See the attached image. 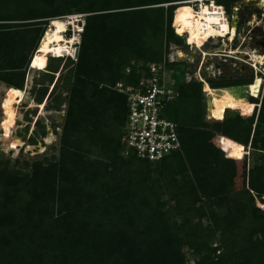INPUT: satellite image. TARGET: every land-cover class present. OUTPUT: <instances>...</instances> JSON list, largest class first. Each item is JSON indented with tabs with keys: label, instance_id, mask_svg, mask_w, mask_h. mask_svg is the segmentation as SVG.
<instances>
[{
	"label": "trees",
	"instance_id": "1",
	"mask_svg": "<svg viewBox=\"0 0 264 264\" xmlns=\"http://www.w3.org/2000/svg\"><path fill=\"white\" fill-rule=\"evenodd\" d=\"M37 1L0 0V22L13 20L3 13L11 3L19 21L47 17V24L61 18L59 5L53 12L47 11L57 0H46L47 5ZM182 1L58 2L61 6L67 2L73 8L80 6L79 12L88 13L67 101L61 154L57 162H36L29 173L21 175L0 168V264H184L183 248L198 257L196 264H264V93L256 117L242 118L236 111L228 114L232 112L229 110L249 114L255 102L227 104L221 122L209 124L199 120L198 112L195 116L191 113L197 111L195 101L201 95V83L182 81L178 98L164 112L177 124L180 150L155 163L129 154L137 164L125 162L130 173L125 179L108 172L104 164L95 170L80 166V156L64 153L65 146L74 147L77 138L81 142L76 147L86 150L88 141L102 140L108 133L114 135V147L108 146L113 153L123 148L125 97L100 85L115 86L123 79L119 65L111 59L123 62L127 53L144 57L142 37L148 27L163 31L164 26L166 45H182V38L172 27L173 11L180 4L190 6ZM172 2L181 3L151 7ZM16 37L15 33H0V83L23 89V56L18 59L14 46H21L25 39ZM158 57L159 52L149 61ZM54 74L43 73L50 79ZM139 78V73L131 71L125 84L136 85ZM208 83L212 88L224 87L217 81ZM37 93L44 98L46 87ZM99 116L111 118L115 126L120 124V130L115 128V133L105 124L98 126ZM88 121L92 128L86 125ZM67 136L73 138L71 143ZM234 144L249 146L254 162L251 167L247 160L225 157ZM156 164L165 169L162 175L170 173L169 179L161 174L158 178L151 176L154 170L149 167ZM176 176H180L179 181ZM165 194L170 195L172 206L165 205ZM197 199L201 205L195 208ZM195 214H207L210 223L193 224ZM216 235L218 245L210 249L209 241ZM210 250L218 255L207 259L205 253Z\"/></svg>",
	"mask_w": 264,
	"mask_h": 264
},
{
	"label": "rangeland",
	"instance_id": "2",
	"mask_svg": "<svg viewBox=\"0 0 264 264\" xmlns=\"http://www.w3.org/2000/svg\"><path fill=\"white\" fill-rule=\"evenodd\" d=\"M59 1L60 0H57V2L53 4L54 6L47 11L53 12L54 7L56 8L57 5L60 6L58 7V11L60 14H62L61 18L54 19L52 21L64 19L66 22L70 23V26H67V32L63 33L62 35L64 39L67 40V38L69 39L75 35L74 31L77 22L74 21V18L72 17L81 16L82 20L85 21L88 13L79 12L78 10L80 9V6L73 8L71 7V4H68L69 2H67L66 6H61L62 4L61 2L58 3ZM192 1L193 0H184L182 2L186 3ZM206 1L208 2L210 0ZM244 1L252 0H215L217 4L224 7L226 16L227 18L229 17L231 21L234 19L233 12H236L238 17L239 10H241L244 17L241 19V22L239 17L238 19L235 17V22H237L235 28L236 31L234 34L232 33L230 37L225 39L211 40L205 44L204 47L200 48L203 52L212 53L213 55L211 56L204 57L199 50H196L195 54H192V50L194 48L196 49V47L190 45L191 48H184L182 45L189 43L185 37H181L182 40L180 43L182 45L172 42L166 45V31L164 26H162L163 31L160 29L154 30L148 27L144 30L142 37V40L145 44V51L142 52L145 54L144 57L140 56L137 58L136 54L127 53L125 54L126 59H122L123 62H120L121 59H111L114 64L119 65L118 70L123 77V79L118 83H121L123 86H125V83H127L125 82V77L131 71L142 75V73L146 74V72L149 71L147 66L148 64L161 65L163 71L167 73L165 76V81L166 84L170 85L172 88L174 93L173 101H175L179 95L177 90L178 86L182 81L187 83L189 80V77H187L185 74L187 70H197L199 64L203 63L201 70L205 72L206 69H209L213 63L222 62L225 60V65L222 67L223 76L221 77L223 78H220L219 81H215L224 87L235 86L234 83H236V85H244V83L251 82L249 85V90L250 95L254 100H252L250 97L248 101L255 102V105L252 107V110L249 114H243L237 110H229L232 112H229L228 114L232 116L235 114L233 111H236L242 118L250 117L253 114L256 117L264 93V78L262 80L258 75L254 76L253 71L251 70L252 68L250 69L248 65L239 60L243 59V57L241 54H236V51L238 49L243 51V49L248 48L249 50L254 51L259 57V62H262V59H264V57L261 58V54L264 49L261 51L258 47H255V38L261 41L263 39L262 37H264V7L255 5V2L244 3ZM37 3L44 5L46 4V0H38ZM178 3L181 2L164 3L151 7L165 8ZM68 9H71V12H65V10ZM14 10V4L11 3L3 12L12 16L13 20L0 22V27L2 26L0 28V33H15L17 36L16 39L18 38V35L22 36V38L24 37V44L21 46L16 44L14 46V50L18 54V59L20 55L21 57L23 56L21 60L24 62V81H27V77L29 76L30 84H28L26 97L24 98L25 94L23 89H8L9 86H7L5 83H0V168L4 167L8 171L17 172V174L21 175L22 173H29L31 171L32 165L36 162H42L43 165H46L47 163L57 162L58 158L60 157L67 101L71 87L73 86L74 78L76 77L75 73L78 60L77 58L84 28L83 32L78 36L79 40L74 43L73 54L71 57L64 56L58 58V56L55 59L59 60H50L54 57L49 55L47 56V60L50 58L49 63L43 71L29 70L27 60L31 55L34 54V48L36 46L38 37L45 31V29H47V26L51 27L52 21H49V23L46 24V22L50 20L47 17L37 20L19 21L16 18V13H14ZM0 14H2L1 10ZM4 18H6V16ZM3 27H5V29ZM42 36L43 34L39 38L38 42L41 41ZM38 45L39 43L37 44L36 49ZM177 50H181L184 53V57L180 58L177 55ZM157 52L160 53V57H158L156 61L150 62V56H154ZM204 55H206V53ZM235 69H237V71H235ZM44 72H55V74L52 76V79H50L48 76L43 75ZM117 84L113 86L106 83L101 84L100 86L115 90V88H117ZM32 87L34 88L31 91ZM41 87H46L47 89V93L44 98H41L37 93V90L41 89ZM203 89V84H201V95L196 99L197 101H195L197 105L195 106L197 111L191 110V113L193 112L192 115L195 116V113L198 112L200 115L199 120L209 124L221 122L220 120H222L224 117L227 103H223L220 100L214 99L211 109V115L213 119H209L207 114L208 96L204 93ZM48 95L49 98H47ZM29 102H33L34 106H32V108H29L31 104ZM39 103L45 104L42 111L37 107ZM99 117L100 118L97 123L98 126L105 124V127H108L109 131H114L115 133V128L120 130V124L115 126L114 121L110 120L111 118L109 119V117H106V119H101L102 116ZM14 121L16 124L13 127ZM90 123L91 122L88 121L86 122V125L92 128ZM109 131H107V133ZM11 132L13 133L10 136ZM42 132H44L43 135L41 134ZM113 136V134L108 133V135H106L105 138H102V140L95 138L94 141H88L86 150L76 147V145L80 144L81 142V139L79 140L77 138V143L74 145V147H72L70 144L65 146L64 153L66 154L68 151L69 153L74 154V156H80V166L85 165V167L95 170V168L104 164L108 167L107 171H111L114 176L123 179L128 178L130 173L128 172L125 162L130 161L134 164H137V160L132 158L129 155L130 153H126L124 148H118L116 149V154L113 153L114 149L110 148L114 147L113 140H111L114 138ZM14 138H18L19 141L14 143ZM65 138H68L69 143H71L73 139L71 136H67ZM110 142L112 143L111 145ZM104 149L109 150L110 153L104 154ZM249 150V146L243 147L239 144H234L227 153L225 152V157L238 159L240 161L247 160L249 167H251L254 162L250 158ZM259 153L263 152L260 151ZM71 156L72 158H75L73 155ZM149 168L154 170V172L151 173L153 178H158L159 175H162L165 170L162 166H159V164L150 165ZM162 176H165L169 179L170 173L168 174L165 172V174ZM179 177L180 176H176L177 181H179ZM119 182L121 181L119 180ZM174 185L178 189L182 190L181 184L176 183ZM189 188L190 187H188V189ZM169 197L170 195L168 194H165L162 197L163 200L167 201L165 203L167 207L173 205V202L169 199ZM192 199L196 198L192 197ZM192 199L190 198V200ZM196 201L197 202L194 206L195 208L201 205L198 199ZM262 208H264V204L262 205ZM208 218L209 217L207 214L206 216H198V214H195L192 217V223H200L204 226L210 223ZM177 219L178 218L176 217L175 220ZM216 234L218 233L216 232ZM209 244L210 249H214V247L218 245V236L216 235L215 239H211ZM183 255L184 264H196L198 261V257L190 254V251L186 248H183ZM205 255L207 259H212V257L218 255V253L216 252V254H213V252L210 250L205 253Z\"/></svg>",
	"mask_w": 264,
	"mask_h": 264
},
{
	"label": "built area",
	"instance_id": "3",
	"mask_svg": "<svg viewBox=\"0 0 264 264\" xmlns=\"http://www.w3.org/2000/svg\"><path fill=\"white\" fill-rule=\"evenodd\" d=\"M211 1L217 4L215 0H210L208 2L206 0H193L188 3L195 11H198L203 5L210 4ZM220 7L224 9L223 6ZM72 18L77 22L74 33L79 36L83 32L85 21L82 20L81 16H73ZM227 21L226 33L222 36L216 35L206 39L201 47H204V45L211 40L225 39L230 37L232 33L234 34L236 30L231 26V19L229 17ZM214 27L218 28L216 25H214ZM173 28L176 34V28L174 26ZM184 35H186V33H184ZM187 44L192 45L189 43ZM197 50H199L202 55L204 54L200 47H198ZM211 55L213 54L211 53ZM261 55V58L264 57V50ZM239 60L248 65L250 69L252 68L251 70L254 76L258 75L263 80L264 59H262V62L253 63L243 56V59ZM224 63L225 60L213 63L205 72L201 70L203 63H200L197 70H187L185 72L186 76L189 77L188 82L197 81L203 85L205 83L209 85L208 81H215L223 76L222 67L225 65ZM147 66L149 71L146 72V74L142 73V75H140L136 85L123 86V84L118 83L115 90L125 97L127 109L121 145L126 153L133 154L138 159L155 163L172 152L179 151L181 145L177 132V124L167 119L164 113L166 106L174 99L173 90L165 81L167 73L163 71L161 65L148 64ZM235 71H237V69H235ZM204 93L207 94L206 92ZM248 95L250 98L251 95L249 93Z\"/></svg>",
	"mask_w": 264,
	"mask_h": 264
},
{
	"label": "bare ground",
	"instance_id": "4",
	"mask_svg": "<svg viewBox=\"0 0 264 264\" xmlns=\"http://www.w3.org/2000/svg\"><path fill=\"white\" fill-rule=\"evenodd\" d=\"M261 0H257L259 2ZM256 2V3H257ZM189 4L188 2H186ZM177 7L172 14V23L176 29L177 36L185 37L189 43L193 44L194 48L192 50V54H195L198 47L201 48V45L204 44L206 39L210 37L219 35L222 36L226 33L227 30V17L224 9L220 7V5L213 3L203 5L200 10L195 11L191 5H182ZM70 23L66 22V20H57L52 21L51 27H47L43 32V36L37 49L34 51V54L31 56L29 61V69L30 70H38L43 71L47 64V56L51 55L54 58H60L64 56L71 57L73 54V46L74 43L79 40L78 35H74L67 40L62 36L66 31L67 26ZM214 25L218 26L215 28ZM186 33V35H184ZM248 54L244 55L248 61L253 63H259V57L255 54H252L251 50L248 49ZM205 54V53H204ZM177 55L182 58L184 57V53L181 50H177ZM206 55H211V53L207 52ZM205 56V55H204ZM29 77L26 82V91L28 89ZM248 88V92L250 94L249 85H246ZM204 92L207 93L208 96V108L207 114L209 119H213L211 115V109L213 106V100L217 99L222 101L223 103L233 104V105H248L249 101L245 98H239L231 93L228 90V87L219 88L220 92L215 88H212L208 84L203 85ZM26 91L24 92L26 97ZM249 97V95H248ZM251 97V96H250ZM14 143L17 142L16 138L13 139ZM19 141V139H18Z\"/></svg>",
	"mask_w": 264,
	"mask_h": 264
},
{
	"label": "water",
	"instance_id": "5",
	"mask_svg": "<svg viewBox=\"0 0 264 264\" xmlns=\"http://www.w3.org/2000/svg\"><path fill=\"white\" fill-rule=\"evenodd\" d=\"M245 2H251V3L255 2L256 3V0L244 1V3ZM233 14H234V16H233L234 19H232V21H231V26L236 28V23L237 22H235V17H237V13L233 12ZM255 47H258L261 51H262V49H264V37H263V39L261 41H257L255 43ZM216 90H218V92H220L219 91L220 89H216ZM228 90H230L233 95H235V96H237L239 98H245L247 101L249 100L248 93H247L248 92V88H247L246 85L230 86V87H228Z\"/></svg>",
	"mask_w": 264,
	"mask_h": 264
},
{
	"label": "flooded vegetation",
	"instance_id": "6",
	"mask_svg": "<svg viewBox=\"0 0 264 264\" xmlns=\"http://www.w3.org/2000/svg\"><path fill=\"white\" fill-rule=\"evenodd\" d=\"M238 17L240 18V22H241V19H243V17H244V15H243V13L241 12V10L238 11ZM238 17H237V19H238ZM262 38H263V37H262ZM257 41H260V40L255 38V43H256ZM243 50H244V49H243ZM238 51H239V49L237 50V53H239ZM26 87H27V85H26V83H25V85H24V87H23L24 92L26 91V90H25ZM23 100H24V99H23ZM21 102H22V101H21ZM21 102H20V103H21ZM29 103H31L30 106H29V108H30V107L32 108V106H34V105H33V102H29ZM44 105H45L44 103H39V104L37 105V107H38V109H40V110L42 111L43 108H44ZM15 124H16V123H15V121H14L13 127L15 126ZM12 133H13V132H11L10 136L12 135ZM16 140L18 141V138H16Z\"/></svg>",
	"mask_w": 264,
	"mask_h": 264
},
{
	"label": "crops",
	"instance_id": "7",
	"mask_svg": "<svg viewBox=\"0 0 264 264\" xmlns=\"http://www.w3.org/2000/svg\"><path fill=\"white\" fill-rule=\"evenodd\" d=\"M255 5H257V6H262V7H264V0H261V1H259V2H257ZM248 48H246V49H244L243 51H240V49H239V53H237V51H236V54H241V56L243 57L244 55H247L248 54ZM250 51V50H249ZM252 51V50H251ZM205 53V52H204ZM252 54L254 53V51H252L251 52ZM204 55V54H203ZM30 70V69H29ZM29 77V76H28ZM27 77V78H28ZM27 81H24V85H25V83H26ZM13 89V87H9L8 89Z\"/></svg>",
	"mask_w": 264,
	"mask_h": 264
},
{
	"label": "clouds",
	"instance_id": "8",
	"mask_svg": "<svg viewBox=\"0 0 264 264\" xmlns=\"http://www.w3.org/2000/svg\"><path fill=\"white\" fill-rule=\"evenodd\" d=\"M65 32H67V31H65ZM65 32H64V33H65ZM192 45H193V44H192ZM193 46H194V45H193ZM66 57H67V56H66Z\"/></svg>",
	"mask_w": 264,
	"mask_h": 264
}]
</instances>
